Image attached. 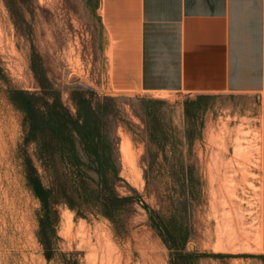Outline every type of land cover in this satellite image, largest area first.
I'll return each mask as SVG.
<instances>
[{
    "label": "rangeland",
    "instance_id": "rangeland-1",
    "mask_svg": "<svg viewBox=\"0 0 264 264\" xmlns=\"http://www.w3.org/2000/svg\"><path fill=\"white\" fill-rule=\"evenodd\" d=\"M99 3L0 0L6 77L0 78V264H264L261 101L227 94L112 95L110 38ZM35 71L47 97L60 92L73 114L77 91L101 105L120 168L116 190L141 200L119 228L56 202L49 252L27 159L46 186L49 179L37 145L26 142L24 114L9 99L11 88L42 92ZM145 205L158 215L164 237Z\"/></svg>",
    "mask_w": 264,
    "mask_h": 264
},
{
    "label": "crops",
    "instance_id": "crops-1",
    "mask_svg": "<svg viewBox=\"0 0 264 264\" xmlns=\"http://www.w3.org/2000/svg\"><path fill=\"white\" fill-rule=\"evenodd\" d=\"M99 5L110 38L112 95L227 94L261 101L264 187V0H100ZM261 234L264 241V209Z\"/></svg>",
    "mask_w": 264,
    "mask_h": 264
},
{
    "label": "trees",
    "instance_id": "trees-1",
    "mask_svg": "<svg viewBox=\"0 0 264 264\" xmlns=\"http://www.w3.org/2000/svg\"><path fill=\"white\" fill-rule=\"evenodd\" d=\"M35 72L42 92L11 88L9 99L24 114L26 142L37 145L38 158L49 179L46 186L32 159H27L29 186L43 207L40 238L49 252L52 243L48 236L56 234V202H63L74 211L96 213L119 228L121 217L141 200L121 196L116 190L115 184L121 180L120 168L114 143L99 112L101 105L94 106L84 92L77 91L72 95L76 107L73 114L60 92L47 97V87ZM0 78H6L1 63ZM149 214L152 226L164 237L156 223L158 215L154 211Z\"/></svg>",
    "mask_w": 264,
    "mask_h": 264
},
{
    "label": "bare ground",
    "instance_id": "bare-ground-1",
    "mask_svg": "<svg viewBox=\"0 0 264 264\" xmlns=\"http://www.w3.org/2000/svg\"><path fill=\"white\" fill-rule=\"evenodd\" d=\"M260 239H261V238H260ZM260 243H261V242H260ZM218 249H219V250H223L224 247H223L221 244H219V245H218Z\"/></svg>",
    "mask_w": 264,
    "mask_h": 264
}]
</instances>
